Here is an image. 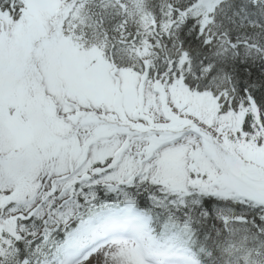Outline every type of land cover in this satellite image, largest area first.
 Wrapping results in <instances>:
<instances>
[{"label":"snow or ice","instance_id":"snow-or-ice-1","mask_svg":"<svg viewBox=\"0 0 264 264\" xmlns=\"http://www.w3.org/2000/svg\"><path fill=\"white\" fill-rule=\"evenodd\" d=\"M124 6L0 0V264H62L44 241L100 185L143 181L264 217V0H149L136 23ZM98 41L93 83L56 87L53 50ZM142 246L87 259L144 264ZM225 257L264 264V239L230 232Z\"/></svg>","mask_w":264,"mask_h":264},{"label":"trees","instance_id":"trees-1","mask_svg":"<svg viewBox=\"0 0 264 264\" xmlns=\"http://www.w3.org/2000/svg\"><path fill=\"white\" fill-rule=\"evenodd\" d=\"M148 2L124 0L122 14H126L130 23L139 22ZM102 43L91 45L101 56L99 45ZM89 195L92 199L80 206L77 216L66 226L67 230L55 231L45 244L60 250L80 223L94 221L105 211H119L128 203L149 219V228L157 239L156 250L163 252L172 245L174 251L187 253L199 264H225V240L230 232L264 239L260 236L264 233V217L254 216L235 202L209 204V197L187 202L175 200L164 189L143 181L124 187L100 185L91 188ZM244 217H248L247 221Z\"/></svg>","mask_w":264,"mask_h":264},{"label":"rangeland","instance_id":"rangeland-1","mask_svg":"<svg viewBox=\"0 0 264 264\" xmlns=\"http://www.w3.org/2000/svg\"><path fill=\"white\" fill-rule=\"evenodd\" d=\"M74 48V47H73ZM71 44L64 43L57 46L50 56V71L56 87L68 86L78 88L87 86L93 81L87 76L85 69L92 56L101 57L97 51L85 53ZM148 218L134 210L130 204L120 211H105L95 221H86L76 228L73 233H78V239L70 246L61 247L62 264H95L94 260H88L93 253L101 252L105 246H111L118 241H132L135 230L142 229ZM128 229L130 235L122 230ZM146 239L149 242L146 249H151L144 264H198L186 253L174 251L169 245L163 252L156 250V239L148 225ZM98 259V257H97Z\"/></svg>","mask_w":264,"mask_h":264},{"label":"bare ground","instance_id":"bare-ground-1","mask_svg":"<svg viewBox=\"0 0 264 264\" xmlns=\"http://www.w3.org/2000/svg\"><path fill=\"white\" fill-rule=\"evenodd\" d=\"M142 229H137L135 230L136 232L134 233L133 237H131L132 241L139 242L143 240V246L141 247V257L142 259L147 258V256L150 254L151 249H146L148 247L149 242L146 239V231L148 230V221L145 220L143 224ZM125 231L126 235H130V231L128 229L122 230V232Z\"/></svg>","mask_w":264,"mask_h":264}]
</instances>
